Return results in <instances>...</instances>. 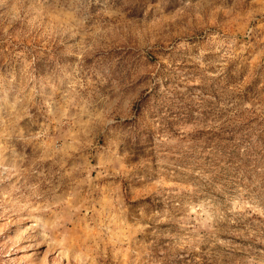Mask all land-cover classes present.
I'll return each mask as SVG.
<instances>
[{"label": "rangeland", "instance_id": "rangeland-1", "mask_svg": "<svg viewBox=\"0 0 264 264\" xmlns=\"http://www.w3.org/2000/svg\"><path fill=\"white\" fill-rule=\"evenodd\" d=\"M0 264H264V0H0Z\"/></svg>", "mask_w": 264, "mask_h": 264}, {"label": "trees", "instance_id": "trees-1", "mask_svg": "<svg viewBox=\"0 0 264 264\" xmlns=\"http://www.w3.org/2000/svg\"><path fill=\"white\" fill-rule=\"evenodd\" d=\"M168 131H172V130H168ZM148 133V132H147ZM150 134V133H149Z\"/></svg>", "mask_w": 264, "mask_h": 264}]
</instances>
